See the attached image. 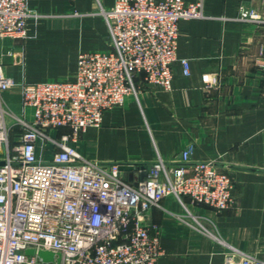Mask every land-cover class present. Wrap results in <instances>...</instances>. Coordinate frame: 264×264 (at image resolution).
<instances>
[{
  "label": "built area",
  "instance_id": "2783aa9c",
  "mask_svg": "<svg viewBox=\"0 0 264 264\" xmlns=\"http://www.w3.org/2000/svg\"><path fill=\"white\" fill-rule=\"evenodd\" d=\"M101 13L108 50L80 52L71 79L23 82L22 105L32 115L17 117L20 142L14 146L0 105V264H156L163 250L151 207L166 196L182 204L186 196L217 211L234 202L229 173L214 160H192L190 148L174 163L156 160L134 181L120 166L131 165L132 174L141 166L89 160L70 144L87 128L100 126L105 110L137 95L136 75L146 87L169 90L178 22L206 17L202 0H115ZM38 16L27 0H0V40L25 38L28 20ZM244 19L264 23L255 11ZM181 63L188 75V61ZM14 84L0 61V91ZM63 128L68 132H60ZM37 148L51 157L38 156ZM177 218L192 224L184 215ZM28 248L51 251L53 260L26 254ZM223 264L264 262L229 250Z\"/></svg>",
  "mask_w": 264,
  "mask_h": 264
},
{
  "label": "crops",
  "instance_id": "0c3cea01",
  "mask_svg": "<svg viewBox=\"0 0 264 264\" xmlns=\"http://www.w3.org/2000/svg\"><path fill=\"white\" fill-rule=\"evenodd\" d=\"M114 2L27 0L39 15L28 20L27 36L0 40V61L15 82L0 91L12 146L20 142L17 117L32 115L22 105L23 82L71 79L80 52L108 50L101 10ZM202 4L205 18L178 22L171 88L146 87L136 75L137 95L105 110L100 126L87 128L70 144L84 158L105 164L148 167L158 159L171 164L188 148L194 161L214 160L234 182V202L217 211L186 196L184 204L166 196L151 207L163 250L156 264H223L229 250L264 262V23L244 19L251 11L264 17V0ZM181 59L188 61V75Z\"/></svg>",
  "mask_w": 264,
  "mask_h": 264
},
{
  "label": "water",
  "instance_id": "95a60500",
  "mask_svg": "<svg viewBox=\"0 0 264 264\" xmlns=\"http://www.w3.org/2000/svg\"><path fill=\"white\" fill-rule=\"evenodd\" d=\"M3 163L4 161L0 160V165H2ZM132 168L133 167L131 165H121L120 166V170L125 172L129 180L137 181L139 179H142L145 176L146 174L145 166H141L142 170L138 174H132ZM25 253L29 255H33L36 253L43 261H52L54 257V253L48 250H35L33 248H28V249H25Z\"/></svg>",
  "mask_w": 264,
  "mask_h": 264
},
{
  "label": "rangeland",
  "instance_id": "374dc122",
  "mask_svg": "<svg viewBox=\"0 0 264 264\" xmlns=\"http://www.w3.org/2000/svg\"><path fill=\"white\" fill-rule=\"evenodd\" d=\"M51 134H54L53 132L50 131ZM74 146V145H73ZM51 152L50 151H47V156L50 155ZM132 175V174H131Z\"/></svg>",
  "mask_w": 264,
  "mask_h": 264
}]
</instances>
